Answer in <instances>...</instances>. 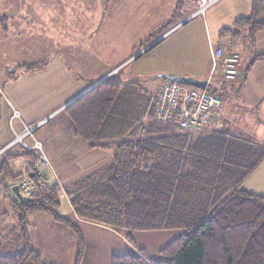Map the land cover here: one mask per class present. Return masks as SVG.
I'll return each instance as SVG.
<instances>
[{"label":"trees","instance_id":"16d2710c","mask_svg":"<svg viewBox=\"0 0 264 264\" xmlns=\"http://www.w3.org/2000/svg\"><path fill=\"white\" fill-rule=\"evenodd\" d=\"M179 7L180 2L160 35L183 22ZM262 14L264 0H252L250 14L221 29L220 37L232 42L242 38L253 45L264 29ZM158 37L149 36L146 45ZM257 61H264V53L253 56L251 63ZM47 67L41 62L19 70L30 73ZM220 85L223 92L224 81ZM207 91L223 97L210 86ZM151 98L136 81L106 78L64 108L76 138L91 150H112L109 165L64 189L45 186L27 198L29 202L20 203L10 189L17 180L12 164L18 157L34 156L19 147V153L0 157V186L9 183L5 193L13 197L16 215L15 224L0 230V264H51L32 246V213L44 214L71 232L74 264H81L84 235L77 223L61 215L63 194L77 221L112 229L128 240L136 231L192 230L162 248L159 259L137 249L113 255L110 264H264V195L242 189L264 161V142L228 123L195 133L156 122Z\"/></svg>","mask_w":264,"mask_h":264},{"label":"rangeland","instance_id":"374dc122","mask_svg":"<svg viewBox=\"0 0 264 264\" xmlns=\"http://www.w3.org/2000/svg\"><path fill=\"white\" fill-rule=\"evenodd\" d=\"M177 2V0H52V4H49L47 0H34L35 7L33 10H35L36 18L39 21L29 23L27 27H29V35L37 40V45L26 46L25 40L27 38H23L26 33L24 32L25 27L21 28L24 33L17 38L18 43L15 47H5L0 43V85L4 84L1 81L5 79L4 76L16 75L21 72L19 66L41 62L49 63L54 60L58 64L64 62L65 65L70 66V70L79 80L78 84H88L90 80L97 81L103 75L110 80L125 83L131 80L129 73H134L141 77L139 81L142 85L146 88L149 87L150 96L155 95L158 86L161 84L160 79H156V77L159 74L166 75L174 69L195 73L199 79L206 80L210 75H214L210 73L211 65L209 66L210 56L207 38L211 39L213 46L219 43L231 45L228 39L220 38L219 30L231 27L232 22L229 21L230 19L233 21L237 17L235 16V5L238 0H217L205 10L203 16H193L186 24L173 27V30L160 35L161 27L170 20ZM144 5H146L143 8L144 14H141L140 7ZM196 7L193 0H185L183 7L185 15L191 12L189 14L191 16ZM2 17L3 15L0 14V19ZM1 27L2 25H0V42L5 38L3 34L5 29ZM144 34L160 37L153 43L156 44L140 57L129 58V55L133 54V49H137L136 43H144L142 42L143 39H146L143 40L146 41L145 44L148 43L149 39L144 38ZM232 50L239 54L236 49ZM242 58L240 65L246 67L248 57L245 55ZM114 68L116 72L112 73ZM240 73H243L241 68H239L238 77H240ZM215 78L216 76L211 77L209 84L211 89L220 91L221 96H223L221 101L224 106V119L220 127L228 123L238 129L237 127H242V122L240 124L236 113L243 111L239 89L233 90L231 85H226L222 92L221 86L218 85ZM24 85L25 81L20 79L15 87H23ZM235 85L237 87V84ZM73 86L75 85L67 87L72 88ZM185 87L195 89L192 86ZM57 89L60 93H51V87L48 86L30 94V97L36 98L37 101H41V97H45L46 100L50 97L53 98V105L45 111L44 117L46 118L40 121L42 124L37 129L36 136L44 141L45 147L49 146L53 140L59 142L56 150L61 154L60 147H63L66 158L55 160L58 165L61 162L58 171L62 173V169L66 168L75 172L78 169L75 160L78 159L81 152L74 140L78 145L79 142L83 143V141L73 136L70 119L63 110L61 103L58 102V99L65 94H62L59 88ZM151 101L153 103V98ZM6 109V103L0 99V137L3 134H8L7 120L4 118ZM153 119L159 122L155 119V114ZM173 125L175 126V124ZM262 125L254 131L257 139L264 142V124ZM216 127L218 128V126ZM21 133L14 131V134ZM17 148H19L18 145L8 152L18 150ZM44 151L45 149H43ZM61 173L60 175H64ZM7 186H9L7 181H4V184L0 186V230L4 226L16 222V215L12 209L14 199L5 193ZM242 189L264 195V161L245 179ZM22 198L23 200L27 199L24 194H22ZM60 202V212L63 216H67L69 202L65 195L60 198ZM42 218H45L43 220H51L50 217L41 213H32L28 216L30 223L34 225L33 233L38 234L42 242L50 244L57 239V232L48 223L50 221H43ZM191 232L192 230L183 228L136 231L130 233L131 240L124 237L125 235H120L117 242L122 245V251L128 248H131L130 251L144 249L148 258L159 259V251L162 248ZM106 241L103 240L104 243ZM97 248L101 249L100 247ZM51 249L53 250V248ZM39 250L43 253L46 262L51 261L50 258L53 257L54 253L50 251V247L49 250L48 248H39ZM62 251L67 260L69 257L68 240L66 245H63ZM98 263L100 262L96 261L95 255L93 259L86 257L83 264Z\"/></svg>","mask_w":264,"mask_h":264},{"label":"crops","instance_id":"0c3cea01","mask_svg":"<svg viewBox=\"0 0 264 264\" xmlns=\"http://www.w3.org/2000/svg\"><path fill=\"white\" fill-rule=\"evenodd\" d=\"M32 1L34 2V0H0V14L3 15V17L0 19V25L2 24L1 28L5 27V32H3L5 38H3L0 42L3 46L15 47L16 43H18L17 38L21 37L24 32L26 33L23 35V38H27L25 40L26 46H36L37 45V40L34 39L31 35H29L30 31H29V27H27L28 26L27 24L39 21L36 18L35 10H33L35 7L34 6L35 4ZM177 1L178 2L176 6L180 2V7L178 11L186 19L191 12L188 15H185V12L183 9L185 0H177ZM47 2H49V4H52V0H47ZM251 2L252 0H238V2H236V5H235L236 15L235 16L237 17L235 19L241 18V17H247L250 14ZM145 6L146 5L140 7L141 14H144L143 8H145ZM32 15L33 17L31 18ZM235 19H233V21L232 19H230L229 22H232L233 24ZM259 20L262 23H264V14L260 16ZM22 27H25L26 29L24 32L21 31ZM149 36L150 34L149 35L144 34V38L147 37L149 39ZM225 39H228V38H225ZM143 40H146V39H143ZM143 40L142 42L144 43L139 44L138 42L135 44V47L137 49H133L134 50L133 54L129 55V58L132 59V58L140 57L143 53L147 52L155 44L152 45L146 51H143V50H145V48H147L148 46H150L156 41L155 40L151 44L146 45L145 44L146 41H143ZM228 40L230 41V39ZM229 44H231L229 45L231 46V48H228L229 47L228 45H223L220 43L215 46L222 47L225 50H232V49L235 50L236 49L239 52V62H238L239 65H240L241 59H243L242 57L245 55L248 57L247 65L246 67H241V65L239 67L238 65V72H239V68H241L243 70V73H240V77H238L237 80L233 84L226 83L224 80H222L218 76H216L215 79L218 82V85H220V81L222 83L224 81L225 86L231 85V88L233 90L234 89L236 90L237 88L239 89V93L242 98L241 101L243 103V111L242 113L240 111L239 112L237 111L236 113L238 114L237 116H238V120L240 121V124L242 122V127H237V128L238 130H241L244 134H246V136L259 141V139H257V137L255 136L256 133L254 129H256L258 126L262 127L263 126L262 124H264V61H257L254 63H251V62H252L253 56L264 53V29L257 35L255 43L251 46H247L244 39L242 38L239 41H233V42L230 41ZM207 45L209 46V48L210 46H213L210 38H207ZM115 72L116 70L114 68L112 73H115ZM171 72L166 73V75L159 74L156 77V79H160V81H162L165 78L164 76H179V77H184V78H195L197 80H202V79H199V77H197V74L190 73L188 71H181L178 69H174V71H171ZM210 73H211V70H210ZM7 76L3 77L6 80L5 79L1 80L2 83L4 84L0 85V99L6 103V107H7L4 118H6L7 120L8 134L1 135L0 149L7 147L12 142L14 138L15 130L16 132L21 133L23 124L31 126L36 123H39L41 120L46 118L44 117V113L47 109H50L52 107L53 98L50 97L48 100H46L45 97H41V101H37L36 98L34 99L30 97L31 93H34V91L41 89V88H47L48 86L49 88L51 87V93H55V92L60 93L59 90L57 89L59 88L61 90V93L65 94L63 97L58 99V102L61 103V106H63V110H64L65 107L71 104L73 100L81 96V94H83L89 87H91L92 85L96 84L97 82L101 80H105L106 78L103 75L100 78H98L97 81L90 80L88 84L86 83L78 84L79 80L78 78L74 76L73 72L70 70V66L65 65L64 62L63 64L62 62H59L58 64L55 60L53 62H49L48 67L43 71L30 72V73L19 72L16 75L12 74V75H9L8 77ZM129 78L131 79L129 81H136L138 85L145 92L151 95L149 91V87L146 88L144 85L140 83L139 80L141 77L130 72ZM20 79L25 81V85L23 87H19V86L15 87V85L18 83ZM47 80H48V83H47ZM129 81H126V82H129ZM235 84H237V87ZM56 85H57V88H56ZM71 85H75V86H73L72 88L67 87ZM11 108L19 112L20 118H21L20 121L16 119L13 120L12 125L9 124V117H10L9 115H10ZM223 109H224V106L222 104V112H223ZM223 116H224V112H223ZM223 119L224 118H222V120ZM35 138L40 141L42 148L45 149L44 152L49 162L51 161L50 167L48 169L43 170V175L45 176L46 179L50 178L53 175L56 183H58V185H60L62 189H64L66 185H68L70 182H72L76 178H79L89 173H92L94 171L100 170L104 168L105 166L109 165L111 161L112 150H102V149H92L91 150L88 148V143H86L85 141L82 140L83 143L79 142V145H78L76 140H74L75 141L74 143L76 144V146L79 148L81 152V155L78 157L77 160H75L78 166V169L75 172H73L70 169L63 168L62 173L64 175H60L61 172L58 171L59 170L58 167H60L61 162H60V165H58V163H56L55 160L66 158V156L64 155V153H66L64 148L60 147L61 154H59V152H57L56 150L57 144L59 142H55L53 140V142L50 143L49 146L45 147L44 141L37 138L36 132H35ZM8 153H19V149L13 152H8ZM63 163L65 164L64 161ZM68 207L69 208L67 211V216H64V217L68 218L72 222L77 223V225L80 227L84 235L85 251H84V257H83L81 264L85 262L86 257L93 259L95 255H96V261L100 262L98 264H110V261L113 255L123 254L131 250V248H128L127 250L122 251L123 250L122 245L117 242L120 239V235L116 231L100 226V225L77 221L74 211L72 210L71 206H69V204H68ZM61 215L63 214L61 213ZM43 219L45 218H42V220ZM43 221H46V222L50 221L48 223L57 232V239L50 244H47L46 242L45 243L42 242L38 234L33 233L32 228L34 225L30 223L28 219V222L30 224L29 235H30L33 248L36 251H38L44 259V255L39 250V248H48L49 250V247H50V251H52L54 254H53V257L50 258L51 261L47 263L74 264V259L76 255V246H75V241H74V238L71 232L67 228L60 226L58 224H55L52 221V219L43 220ZM67 240H68V247H69V257L66 260V258L63 256L62 247L63 245H66ZM103 240H107L106 243H104ZM96 246L100 247L101 249H98ZM51 248H53V250ZM106 250H107V253H105Z\"/></svg>","mask_w":264,"mask_h":264},{"label":"built area","instance_id":"2783aa9c","mask_svg":"<svg viewBox=\"0 0 264 264\" xmlns=\"http://www.w3.org/2000/svg\"><path fill=\"white\" fill-rule=\"evenodd\" d=\"M193 1L197 7L194 13L184 20L185 22L193 16H203L205 10L217 0ZM209 56L213 76H220L227 83L237 80L239 76L237 52L210 46ZM213 76L210 75L205 80L204 89H187L186 85L164 78L153 96L155 119L159 122L175 124L179 130L185 132L196 133L206 128L220 127L223 118L222 101L207 91L210 78ZM18 117H20L19 112L11 108L9 124L12 125L15 118L19 120ZM41 124L42 122L31 126L23 124V132L14 134L12 142L0 151L1 156L18 145L34 156L33 159L18 157L12 164L17 175L15 185L19 187L20 194L26 195L27 198L35 195L41 188L56 183L53 175L48 179L43 175V170L48 169L50 163L43 152L41 143L35 138V132ZM27 140L28 143H26Z\"/></svg>","mask_w":264,"mask_h":264},{"label":"water","instance_id":"95a60500","mask_svg":"<svg viewBox=\"0 0 264 264\" xmlns=\"http://www.w3.org/2000/svg\"><path fill=\"white\" fill-rule=\"evenodd\" d=\"M185 21L181 22L180 24H178L176 27L182 25ZM175 28V27H174ZM173 28V29H174ZM172 29V30H173ZM152 45L154 44H151L150 46H148L147 48H145V50L143 51H146L147 49H149ZM166 80H169V81H172V82H175V83H178V84H183V85H186V86H192L196 89H204L205 86H206V81L205 80H197L195 78H184V77H179V76H164ZM103 80L97 82L96 84L92 85L91 87H89L83 94H85L86 92H88L90 89L94 88L96 85H98L100 82H102ZM81 94V96L83 95ZM79 96V97H81ZM78 97V98H79ZM76 98V99H78ZM75 99V100H76ZM73 100V101H75ZM72 101V102H73ZM71 102V103H72ZM32 175V174H31ZM11 192L12 194L18 199V201L20 203H22L24 200L22 198V195L20 194L19 192V187L17 185H14L12 186L11 188ZM31 199H26V202H29Z\"/></svg>","mask_w":264,"mask_h":264}]
</instances>
